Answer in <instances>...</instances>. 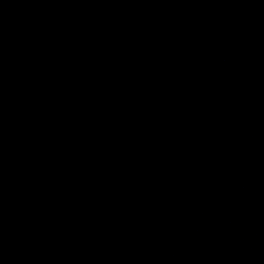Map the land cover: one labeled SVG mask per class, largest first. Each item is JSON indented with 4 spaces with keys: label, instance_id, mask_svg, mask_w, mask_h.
I'll return each mask as SVG.
<instances>
[{
    "label": "water",
    "instance_id": "95a60500",
    "mask_svg": "<svg viewBox=\"0 0 264 264\" xmlns=\"http://www.w3.org/2000/svg\"><path fill=\"white\" fill-rule=\"evenodd\" d=\"M0 264H264V0H0Z\"/></svg>",
    "mask_w": 264,
    "mask_h": 264
}]
</instances>
